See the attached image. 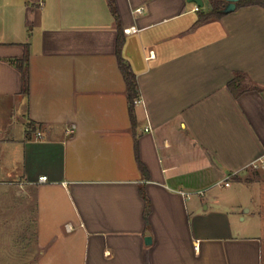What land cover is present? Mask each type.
Instances as JSON below:
<instances>
[{
    "label": "crops",
    "instance_id": "0c3cea01",
    "mask_svg": "<svg viewBox=\"0 0 264 264\" xmlns=\"http://www.w3.org/2000/svg\"><path fill=\"white\" fill-rule=\"evenodd\" d=\"M112 3L117 21L109 0H0L9 238L33 240L37 264H262L217 192L251 185L264 153V8L199 22L210 0ZM25 56L27 92L10 62Z\"/></svg>",
    "mask_w": 264,
    "mask_h": 264
},
{
    "label": "rangeland",
    "instance_id": "374dc122",
    "mask_svg": "<svg viewBox=\"0 0 264 264\" xmlns=\"http://www.w3.org/2000/svg\"><path fill=\"white\" fill-rule=\"evenodd\" d=\"M253 170L247 174L252 182L249 186H233L230 192H217L222 199L220 204L226 207L232 215L233 234L256 233L258 234L262 246V264H264V171ZM17 203H21V198H17ZM14 197L9 196V185H0V264H37L35 245L33 240L28 239V243L23 244L21 238H9V218L14 216ZM245 207L240 209V206ZM247 209L257 211L255 217L246 213L247 219L240 221L238 214ZM19 212V211H18ZM21 215V213H18ZM206 224L218 223V218H211V213L205 214ZM222 223V222H221ZM259 224V227L256 225ZM27 250L23 252L22 248Z\"/></svg>",
    "mask_w": 264,
    "mask_h": 264
},
{
    "label": "trees",
    "instance_id": "16d2710c",
    "mask_svg": "<svg viewBox=\"0 0 264 264\" xmlns=\"http://www.w3.org/2000/svg\"><path fill=\"white\" fill-rule=\"evenodd\" d=\"M111 10L115 15V21H117L116 11L113 6L112 0H109ZM225 2L223 0H210L211 9L206 13L199 14V22L209 20L211 18H220L223 14L220 12ZM249 5H258L264 8V0H241L237 3V8L241 6H249ZM120 35L118 37V64L121 70V73L125 79L126 89H127V99L129 104L132 106L133 101L138 98L137 85L135 81V77L130 71L128 64L120 57ZM12 64L17 65L18 69L22 73L23 77V90L27 92L28 90V68H27V56H25L20 61H10ZM233 88H237L239 93L241 92L240 88L242 86V76L238 75L235 78V81L232 83Z\"/></svg>",
    "mask_w": 264,
    "mask_h": 264
},
{
    "label": "built area",
    "instance_id": "2783aa9c",
    "mask_svg": "<svg viewBox=\"0 0 264 264\" xmlns=\"http://www.w3.org/2000/svg\"><path fill=\"white\" fill-rule=\"evenodd\" d=\"M198 10V8H197ZM141 9H137V12H140ZM135 31L134 28H130V29H125L124 32L125 33H129V32H133ZM142 101L140 99H135L134 100V103L135 104H139L141 103ZM40 137V133L39 132H36V138ZM249 167L255 171H259V170H262L264 171V153L258 157L257 159H255L254 161H252L250 164H249ZM47 181V177L46 176H43V177H40L39 178V182H46ZM225 185L227 186L228 183H225Z\"/></svg>",
    "mask_w": 264,
    "mask_h": 264
},
{
    "label": "water",
    "instance_id": "95a60500",
    "mask_svg": "<svg viewBox=\"0 0 264 264\" xmlns=\"http://www.w3.org/2000/svg\"><path fill=\"white\" fill-rule=\"evenodd\" d=\"M187 1L190 3H194L198 9L203 7V0H187ZM223 1L225 2V4L220 10V12L222 14H228L235 11L237 3L241 0H223ZM150 243H151V238L149 236L145 237V244L148 245Z\"/></svg>",
    "mask_w": 264,
    "mask_h": 264
}]
</instances>
